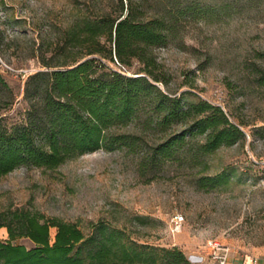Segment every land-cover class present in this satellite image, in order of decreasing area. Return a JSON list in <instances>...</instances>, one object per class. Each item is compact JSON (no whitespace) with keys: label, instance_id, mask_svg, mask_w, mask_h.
Listing matches in <instances>:
<instances>
[{"label":"rangeland","instance_id":"obj_1","mask_svg":"<svg viewBox=\"0 0 264 264\" xmlns=\"http://www.w3.org/2000/svg\"><path fill=\"white\" fill-rule=\"evenodd\" d=\"M134 1L146 16L189 3L196 12L180 14L174 38L152 48L150 68L158 79L141 69L138 59L126 69L107 59L110 67L148 74L171 94L189 90V99L198 96L220 105L246 138L200 156L202 162L194 167L184 158L142 165V152L165 136L153 128L135 148H99L54 168L21 164L0 176V211L23 207L77 222L85 231L104 220L139 242L177 246L189 264H216L205 257L204 243L211 237L237 253L264 258V83L259 79L264 73V0ZM117 8V0H0V73L8 84L0 85V114L9 125L24 119L25 83L31 73L46 68L42 59H64L59 47L65 29ZM136 123L118 130L133 131ZM220 174L224 178L216 186L197 180ZM175 212L185 217L178 232L172 230ZM55 231L51 227L52 238ZM7 237V228L0 227V238ZM15 241L34 246L26 236Z\"/></svg>","mask_w":264,"mask_h":264},{"label":"trees","instance_id":"obj_2","mask_svg":"<svg viewBox=\"0 0 264 264\" xmlns=\"http://www.w3.org/2000/svg\"><path fill=\"white\" fill-rule=\"evenodd\" d=\"M117 6L65 29L59 47L64 59L43 58L46 68L26 80L28 108L21 122L11 126L0 114V176L21 164L54 168L99 148H135L150 128L165 133L141 154L142 165L152 167L183 158L194 167L202 162L200 156L246 138L220 105L198 96L189 99V90L171 94L148 75L158 79L150 68L155 63L152 48L174 38L180 14L195 15L193 3L151 16L134 0H126V6L117 0ZM107 59L118 64L117 59L125 69L138 59L148 74L129 75L111 68ZM259 79L264 83V73ZM0 85L8 88L1 73ZM135 119V130H118ZM181 123L186 124L182 130L168 131ZM223 178L197 180L216 186ZM2 226L8 237L0 238V264H189L177 246L139 242L104 220L85 231L77 222L16 207L0 211ZM51 227L56 228L53 238ZM23 236L34 246L15 241Z\"/></svg>","mask_w":264,"mask_h":264},{"label":"built area","instance_id":"obj_3","mask_svg":"<svg viewBox=\"0 0 264 264\" xmlns=\"http://www.w3.org/2000/svg\"><path fill=\"white\" fill-rule=\"evenodd\" d=\"M116 62H120L116 59ZM185 217L182 213L175 212L172 217V230L181 231ZM205 257L211 259L216 264H235L233 257L237 256L238 264H260L262 257L249 252L237 253L228 243L222 242L217 238L211 237L204 243Z\"/></svg>","mask_w":264,"mask_h":264},{"label":"crops","instance_id":"obj_4","mask_svg":"<svg viewBox=\"0 0 264 264\" xmlns=\"http://www.w3.org/2000/svg\"><path fill=\"white\" fill-rule=\"evenodd\" d=\"M233 260H234L235 264H238V263H239V260H238V257H237V256H234V257H233ZM261 262H263V263H261V264H264V258L262 259Z\"/></svg>","mask_w":264,"mask_h":264}]
</instances>
